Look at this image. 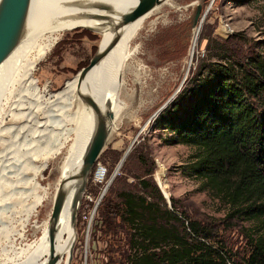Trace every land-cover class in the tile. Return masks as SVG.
Returning a JSON list of instances; mask_svg holds the SVG:
<instances>
[{
  "label": "rangeland",
  "instance_id": "1",
  "mask_svg": "<svg viewBox=\"0 0 264 264\" xmlns=\"http://www.w3.org/2000/svg\"><path fill=\"white\" fill-rule=\"evenodd\" d=\"M196 4H201V11L206 9V12L197 30L194 49L190 50L195 32L191 19ZM49 33L58 34L57 42L37 63L33 77L41 94L56 95L79 75V69L88 63L98 43L101 47L103 35L82 26ZM235 33L243 36L245 46L264 55V0H164L126 39L124 47L136 51L121 74L119 88L122 90L117 91V96L121 95L118 97L121 110L115 118L117 124L96 159L106 170L105 179L99 183L92 181L94 166L85 177L74 217L75 238L68 264H108V254L117 260L115 246L109 244V236L100 229L99 208L106 199L119 203L116 194L122 189L141 193L137 179L124 170H132L134 164L142 168L140 172L152 167V173L143 177L150 178L162 196L163 190L160 186L159 189L156 180L160 179L167 193V198L162 196L167 208L170 209L173 201L177 215L209 228L208 240L213 244L220 241L235 261L246 255L248 242L241 227L248 226V222L227 218L226 205L206 191L198 180L182 174L193 151L185 144L172 143L174 134L158 119L164 108L178 98V102L181 100L180 97L185 95L183 90L195 88L193 77L199 72L197 65L203 59L204 63L217 60L215 45ZM39 103L47 107L43 100ZM47 114L55 113L46 111L40 117L50 120ZM56 114L60 117L59 122L48 121L44 127L61 125L60 129L66 135L63 136V147L49 157L46 167L35 175L40 187H36V191L42 194L33 208L31 187L26 181L31 176L29 165H26L29 160L23 157L7 161L0 153V264L25 263L34 247L40 244L45 230L43 224L48 223L59 165L68 156L77 129V123L70 120L66 111ZM40 135L41 148H44L48 133L37 128V141ZM12 146L10 144L9 150ZM5 148L7 146L0 143V151ZM125 150L126 157L120 163ZM128 158L132 161L124 163ZM38 159L32 163L40 165L41 159ZM108 181L109 187L105 189ZM115 219L119 221L117 215ZM126 230L127 226L123 225V231ZM118 235H121L120 248L126 250L127 235ZM65 263L66 255H63L61 264Z\"/></svg>",
  "mask_w": 264,
  "mask_h": 264
},
{
  "label": "trees",
  "instance_id": "2",
  "mask_svg": "<svg viewBox=\"0 0 264 264\" xmlns=\"http://www.w3.org/2000/svg\"><path fill=\"white\" fill-rule=\"evenodd\" d=\"M245 44L240 33L218 42L217 60L203 59L195 88L183 90L158 119L174 134L172 143L193 151L182 174L226 205L227 218L248 222L241 227L246 255L235 261L220 241L208 240L209 228L177 215L173 201L167 208L154 182L143 177L152 167L140 172L134 164L124 170L137 179L141 193L122 189L119 203L106 199L99 208L100 229L119 257L108 254V264H264V55ZM118 234L127 235L126 250Z\"/></svg>",
  "mask_w": 264,
  "mask_h": 264
},
{
  "label": "bare ground",
  "instance_id": "3",
  "mask_svg": "<svg viewBox=\"0 0 264 264\" xmlns=\"http://www.w3.org/2000/svg\"><path fill=\"white\" fill-rule=\"evenodd\" d=\"M135 1L31 0L26 22L27 29L18 44L0 62V143L7 146L0 153L3 154L2 158L7 161L18 160L23 157V159L29 160L26 162L29 164H24L29 165L27 168L31 171V176L27 177L26 181L31 187L30 195L34 199L33 205L31 204L32 208L34 204L39 203L42 194L36 191L39 184L34 179L35 175L46 167L47 159L57 154L63 147L62 140L63 136L66 135L65 131L60 129L61 125L58 128H46L44 125L48 121L59 122L60 117L56 113L61 111H66L70 120L77 123L75 141L68 156L59 165L57 187L59 179L63 175L76 173L79 169L82 152L95 125L97 102L113 111L110 128L111 130L115 128V118L118 111L121 110V101L118 99L121 95L118 94L117 96L118 89L122 88H119L121 74L127 61L134 56L136 51L126 49L124 44L126 39L140 25L144 16L127 23L121 32L109 42V45L92 67L83 72L80 71L79 75L68 82L58 94H46V96L39 92L33 71L37 63L49 52L51 46L57 42L58 34H50L49 32L66 31L77 26L88 27L103 35L102 47L113 36V30L120 19L119 12L132 7ZM198 29L199 27H194L195 32L190 50L194 49ZM40 100L46 102L47 107L44 108L39 103ZM46 111L55 113L46 115L50 120L40 117ZM51 117H54V120ZM37 128L48 133V145L45 143L44 148H41V135L38 141L36 139ZM57 133L60 135L55 136ZM33 142L36 143L32 144ZM10 144L13 145L11 150H9ZM38 158L41 159V164H33L32 161L34 162ZM26 165H23L24 168ZM156 180L164 195L167 196L160 179L157 178ZM79 184L80 180L77 179L67 185L55 230L51 228L48 219V223L43 224L45 230L40 244L34 247L35 249L28 260L23 264H44L53 254L59 256L55 264H61L63 255H69L75 238V230L70 217L72 214L75 217L77 211L75 203L77 204L82 195L80 192L78 193ZM108 184L109 181L106 183L105 189ZM41 192H43L42 189ZM28 211L27 207L26 212ZM14 264L22 263L16 262Z\"/></svg>",
  "mask_w": 264,
  "mask_h": 264
},
{
  "label": "water",
  "instance_id": "4",
  "mask_svg": "<svg viewBox=\"0 0 264 264\" xmlns=\"http://www.w3.org/2000/svg\"><path fill=\"white\" fill-rule=\"evenodd\" d=\"M163 1L164 0H136L132 7L119 12L118 16L120 19L117 22L116 28L113 30L112 38L102 47H100L98 43L97 48L88 60V63L79 70L83 72L85 69L92 67L109 45V42L121 32V29L127 23L132 22L137 18L147 16ZM30 4L31 0H0V62L12 51L25 33L27 29L26 22ZM205 12L206 9L201 11V4L195 5L191 19V25L193 28L199 27ZM96 104L95 125L82 152L79 169L76 173L63 175L61 179H59L58 186L53 194L51 209L48 216L50 226L53 230H55V225L63 205L67 185L71 181L79 179L80 184L78 187V193L82 192L85 177L103 150L111 132L110 127L113 120V111L105 105L101 106L98 102ZM126 150L128 151V147ZM126 150L119 160L120 163L126 154ZM157 186L159 187V185ZM162 196L167 198L163 193ZM76 205L77 204L75 203V206ZM70 221L74 226V214L71 215ZM58 259L59 256L53 254L44 264H55ZM68 260L69 255L66 256L67 264Z\"/></svg>",
  "mask_w": 264,
  "mask_h": 264
},
{
  "label": "built area",
  "instance_id": "5",
  "mask_svg": "<svg viewBox=\"0 0 264 264\" xmlns=\"http://www.w3.org/2000/svg\"><path fill=\"white\" fill-rule=\"evenodd\" d=\"M93 166H94V169L92 172V181L95 183H99L104 180V177L106 175V170L99 162H97V160Z\"/></svg>",
  "mask_w": 264,
  "mask_h": 264
}]
</instances>
